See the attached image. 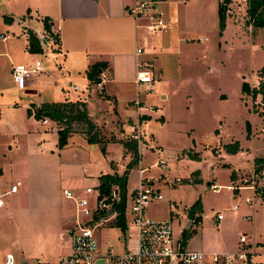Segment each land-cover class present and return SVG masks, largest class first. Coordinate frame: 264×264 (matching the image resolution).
Wrapping results in <instances>:
<instances>
[{
    "label": "rangeland",
    "instance_id": "rangeland-1",
    "mask_svg": "<svg viewBox=\"0 0 264 264\" xmlns=\"http://www.w3.org/2000/svg\"><path fill=\"white\" fill-rule=\"evenodd\" d=\"M143 1L150 4L153 2V6L165 12L166 16L167 4L174 2L169 5L170 10L171 6L172 10L178 6L180 19L184 5L193 11L202 1L209 13L218 3V0H138ZM188 2L190 7L186 6ZM206 22V28L196 30L189 36L190 44L182 43L196 49L182 51L185 58L192 56L190 64L195 69L194 73L199 75L202 72V78L207 79L210 85L219 77L212 70L213 64L225 67L222 72L225 81L233 70L238 71L241 78H257L264 69V28H260L252 37L240 27H231L224 39L221 38L218 24L213 25L209 18ZM138 24L141 26L138 28L139 35L151 36L152 42L159 39L155 37L156 32L146 29V21ZM163 41L160 40L158 53L150 58L155 71L161 69L160 78L156 81L162 83L159 88L151 91L154 97L149 103L159 107L161 112L151 114L152 118L146 128V136L150 141L145 140L139 164L129 170L126 188L127 185L137 186L141 165L148 169L144 177L152 178L154 187L163 196L161 201L149 205L146 216L156 220H170L174 241L182 240V231L188 230L191 236L186 241L187 250L220 252L236 251L240 247L252 254L254 264H264V201L254 199L252 191L248 189L235 190L237 185H233L230 178L232 170L238 168L242 171V178L250 180L253 158L264 157V117L260 116L264 110L260 109L254 117V142L247 145L249 153L232 158L223 149L224 146H219L220 150L215 153L216 140L211 124L192 111L190 114L187 108L189 105L184 93L192 76L186 66L188 61L178 66L176 55L169 57L164 54L170 51L165 49ZM219 44L226 46L225 51L217 55ZM204 46L208 48L206 57L200 55L206 48ZM35 59L43 63V71L27 79L25 90L12 89L14 87L7 83L6 89L10 93L0 96V196L5 203L14 205L11 209H7V206L0 209V262L5 254L10 253L15 257L16 264H36L37 260L44 264H58L70 252L69 244H64L58 236L60 230L66 232L70 226V217L64 219L63 226L59 217L60 208L70 202L64 198L62 191L66 187L70 189L69 184L75 182L82 190L94 187L96 182L90 174L95 171L96 161L102 164L99 171L113 175L123 172L130 162L128 155L123 156V142L128 140V135L116 130L110 125L111 121L108 122L110 129L106 132L108 126L104 127L101 122L100 129L103 128L101 131L106 140L105 144L97 145L96 151L88 149L80 133L71 134L67 144L59 149L55 124L48 120V126L41 125L42 120L37 121L33 116H28L27 109L44 103L75 102L84 97L79 93L77 96L72 81L61 77L58 72L60 60L54 54L52 56L45 51L36 54ZM17 66L33 68L34 60L13 68ZM207 66L208 75L203 71ZM26 90L37 93L26 94ZM82 91L86 92L84 88ZM98 96V91L94 89L91 96L85 98L86 108L92 115L99 111ZM163 96L166 99H162ZM256 102H260V99L256 98ZM106 107L108 113L104 116L105 122L109 111L111 115L119 111L110 101L103 105V110ZM3 116L4 120H1ZM245 123L241 127L239 123L230 122L224 136L244 137ZM160 160L165 161L166 166H154ZM177 178L181 181L174 184ZM17 182H20L18 193L10 194L8 191L11 185ZM247 198L250 203L245 201ZM197 201L198 208L190 215V209ZM125 207L128 212L130 205ZM234 207L237 209L234 210ZM219 216L222 219L217 221ZM127 227H130L129 222ZM130 232L126 229L122 232L114 223L107 222L94 231V236L101 252L111 250L120 253L128 248ZM241 236L247 239L243 246L239 244Z\"/></svg>",
    "mask_w": 264,
    "mask_h": 264
},
{
    "label": "crops",
    "instance_id": "crops-1",
    "mask_svg": "<svg viewBox=\"0 0 264 264\" xmlns=\"http://www.w3.org/2000/svg\"><path fill=\"white\" fill-rule=\"evenodd\" d=\"M135 2H138V0H0V40L2 41V46H0V96L3 97L10 93V91L6 89L7 83L10 87H14L12 89H18L12 78V69L14 66L28 64V62L31 63L33 60L34 62L36 61V55L28 52V32L32 31L37 34V36L39 34H44V22L47 20L49 31L59 38V53L54 56L60 60L58 72L61 77L68 79L70 82L72 81L71 84L77 96L79 93L84 97L78 100L80 102L84 101L85 104V98L90 97L94 89L98 91L99 100L97 99V101L99 103V111L96 115H92L87 110V114L98 128L102 144H105L104 141L106 139L102 133L103 130L101 131L103 128L100 129V127H102L101 122H103V126L106 127L108 126V122L111 121L110 125L116 130L121 131L124 135H128V125L135 122L137 119V111L134 104L137 93L142 100V106L145 108L141 112L140 121L143 124V131L147 138L146 128L148 122L152 118L151 114L154 112H161L159 107H154L149 103L154 97L151 91L159 88L162 83L161 81H156L160 78L161 69L155 71L154 63L150 58L152 55L158 53L161 46L160 40H164L162 42L163 46L166 45L165 49L170 51V53L165 52L164 54H168L167 56L169 57L176 55V64L178 66L188 61L186 66L189 67L192 76L185 87L186 91L184 93L186 96V103L189 105L187 108L190 109V114L192 111L195 115H198L199 118L209 121L211 124L216 140L215 153L220 150V148H218L219 146L234 142H238L240 150L234 155L230 154L232 158L244 153H249L250 149L247 145H251L254 142L255 126L253 121L256 113L259 112L255 103L256 98L260 99V96L257 95L254 97L251 94L253 90H257L258 88V77H251L247 80L244 77L241 78L238 71L233 70L231 75L226 78L227 81H225L222 75V72L225 71V67L213 64L212 70L213 72L215 71L216 75L219 77L216 78V82L211 84V86L208 84L207 79L202 78V72L199 75L194 73L195 69H193V65L190 64L192 63V56L185 58V55L182 54V51L188 52L190 49H195L188 44L182 43L190 44L191 38L189 36L196 30L206 28L207 18H209L213 25L218 24V9L223 0H218L214 10L210 9L209 13L202 1L193 11L186 9L184 5L181 19L178 6L173 10L171 6L170 10L169 5L174 4V2H169L167 4V16L165 12L163 13L160 11L163 13V20L167 25V29L163 30V33H161L162 31L156 33L155 37L159 39H155L153 42V38L150 39L151 36L139 35L138 33V28L141 27L138 23L145 20L144 18L135 20L130 15V8ZM186 6L190 7L191 5L188 2ZM176 10V15H174V11ZM225 11V29L222 32L221 38L226 39V35H228L227 30L231 27H240L250 33L252 37H254L260 29H253L252 24L248 22L247 0H229ZM5 18L6 20H4ZM180 20L182 22H180ZM188 24L191 25L188 26ZM33 26L35 27L33 28ZM186 36H188V38H185ZM232 39L234 38L232 37ZM225 46L226 44H224L223 47L219 44L217 55L221 54L220 51H225ZM137 49L141 50L140 54L136 53ZM173 50H176L174 51L175 53L172 52ZM207 50L208 48L206 47L204 51L200 52V55L203 54V56L206 57L208 54ZM198 58H201V56ZM98 62L106 64L104 70L106 80L102 88H97L86 78V72L89 67ZM139 64L148 65L154 72L155 75H152L154 80L153 86H138L136 84V72ZM203 71L207 72L206 74L208 75V66L205 67ZM243 83L249 86V93L242 92ZM28 84L31 83L29 82ZM83 88L86 92L82 91ZM25 93L36 94L37 92L26 90ZM162 99H166V97L163 96ZM107 101L113 102L119 111H116L115 115H111L109 111V115L105 122L104 116L107 115L108 108L106 107L105 110H103V105L105 106ZM15 107H17V104ZM89 114L92 116L90 117ZM260 116L264 117V112H261ZM162 118H164V116H162ZM112 119H116V121ZM1 120H4V116L1 117ZM51 122L55 124V129L58 130L59 126L55 122ZM230 122L233 124L239 123L241 127H243L245 122L248 123L250 126V136L247 138V133L243 131L241 132H243L244 137L236 138L234 135L228 137L224 136L230 126ZM222 123H224V125L221 126ZM49 124V121L45 124L41 123V125L44 126H48ZM107 129L106 132L109 131L110 126H108ZM73 133L82 134L81 136L83 141L87 144L88 149L90 151H96L97 145L100 143L93 145L89 144L82 129H76ZM145 140L147 142L150 141L148 138ZM127 155L131 160V154L123 147V156L126 157ZM251 158H253V156H251ZM257 158L258 157H254L252 160V170H254L253 161ZM101 165L100 161H96L94 163L95 171L90 174L96 182L94 186L99 185L100 176L106 174L113 175V173L99 171L102 168ZM139 168L146 169L141 167V165H139ZM164 169L166 170V168ZM123 172H119L118 175H122ZM232 172L234 173V178L231 179V183L241 186L239 190L248 189L251 192V189L248 188V184L244 183V179L246 180V178H242L244 176L240 175L242 171L237 168L232 170ZM145 173L146 171L144 174ZM149 179L152 184H154L153 179ZM69 185L70 189L75 193L82 194L84 191L82 187H78L77 182ZM136 187L127 185L126 190L130 193ZM65 189L69 188L66 187L64 190ZM252 196L254 199L262 201L255 195V192H252ZM6 206L7 209H11L14 205L13 203H5L4 207ZM73 207V203L70 201L69 204L63 205L62 208H60L59 217L62 226L64 224L63 222L69 217L70 221L72 217L70 213L73 212ZM65 233L66 232L60 230L58 236L61 237L64 244L68 245L69 243ZM20 264H24V262Z\"/></svg>",
    "mask_w": 264,
    "mask_h": 264
},
{
    "label": "built area",
    "instance_id": "built-area-1",
    "mask_svg": "<svg viewBox=\"0 0 264 264\" xmlns=\"http://www.w3.org/2000/svg\"><path fill=\"white\" fill-rule=\"evenodd\" d=\"M130 15L138 20L144 18L146 29L152 33L161 32L167 29L163 20V13L158 11L153 2H135L129 11ZM45 35V34H44ZM38 37L42 39L43 35ZM56 46L53 42L44 41L43 52L54 55ZM137 54L141 53L137 49ZM136 72V84L147 87L153 86V77L148 65L139 64ZM43 63L36 60L34 67L17 66L12 69V78L19 90H25L27 79L32 75L43 71ZM106 80V74L102 71L99 75V81L95 85L102 88ZM259 84L264 85V70L258 76ZM134 104L137 111V119L128 125V140L136 145L138 154V164L141 160L142 146L145 143V134L143 124L140 121V115L145 108L142 106V100L138 93ZM257 109L264 110V100L260 96V102H256ZM48 119H43L45 124ZM154 166L164 167L165 161L160 160ZM147 169L139 168L138 185L132 192H126L125 206L130 205V210H124L126 220V230H130L128 248L120 253H114L111 250L101 252L95 239L94 231L107 222L115 223L118 218V212L115 209V203L120 201V188L117 185L110 187L108 195L100 193L98 186L87 187L82 194L71 190H63L65 199L73 203V213L70 219L69 229L66 231L67 241L70 246L68 255L62 257L58 264H254L252 254L245 252L239 247L236 251L204 252L187 250L182 245V240L174 241L171 221L156 220L146 216V209L153 202L163 199L158 188H155L150 179L144 177ZM181 180L177 178L175 183ZM264 182V170L260 174H255L253 170L250 180H244L248 183V188L255 192L256 185ZM20 182L11 185L10 194L18 191ZM241 187L236 186L235 190ZM250 203V199L245 200ZM5 201L0 196V209L4 207ZM126 208V207H125ZM237 208L234 207V210ZM112 212V214L110 213ZM127 218H130L129 221ZM222 216L217 218L221 220ZM127 222L130 227H127ZM247 242L246 237L239 238V244L243 246ZM250 248V246H249ZM0 264H16L15 257L7 253ZM36 264H44L37 260Z\"/></svg>",
    "mask_w": 264,
    "mask_h": 264
},
{
    "label": "trees",
    "instance_id": "trees-1",
    "mask_svg": "<svg viewBox=\"0 0 264 264\" xmlns=\"http://www.w3.org/2000/svg\"><path fill=\"white\" fill-rule=\"evenodd\" d=\"M229 0H223V2L219 5L218 9V26L220 34L225 29V21H226V5H228ZM247 17L248 22L252 24L253 29L264 28V0H247ZM6 20V18L4 19ZM45 32L40 39L37 34L32 31L28 32V52L30 54L36 55L41 54L43 52V44L44 41L49 42L50 40L53 42V46H56L55 52L59 53V38L57 35L53 34L49 31V26L47 20L44 22ZM106 68V64L102 62L95 63L89 67L86 72L87 80L96 85L99 81V75ZM242 92L249 93V86L246 83L242 84ZM254 97L257 95L261 96L264 100V85L259 84L257 90H253L251 93ZM27 115L33 116L35 120H43L48 119L50 121L55 122L58 128V148L62 149L67 144V139L71 135V133L75 132L76 126L81 127L83 133L86 136V140L89 144H98L102 143V140L99 136L98 128L96 125L90 120L87 114L86 104L84 102L76 101V102H64V103H44L40 106L32 105L27 109ZM246 132L247 138L250 136V126L246 123ZM124 149L131 154V160L126 165L125 171L122 175H102L99 177V191L103 195H108L110 187L113 185H117L120 188V201L115 203V209L118 212V218L114 223L117 228H119L122 232L126 229L124 210H125V197H126V184L129 170L132 166L138 163V154L136 145L127 140L123 142ZM223 149L228 154H236L239 152V144L238 142H234L231 144L224 145ZM104 152V149H103ZM253 168L255 174H260L264 170V157L257 158L253 161ZM231 179L234 178V173H231ZM255 195L264 201V182L255 188ZM197 201L192 208L190 209V215H193L194 209L198 208ZM191 234L188 230L182 231V245L186 246V241L190 238Z\"/></svg>",
    "mask_w": 264,
    "mask_h": 264
},
{
    "label": "water",
    "instance_id": "water-1",
    "mask_svg": "<svg viewBox=\"0 0 264 264\" xmlns=\"http://www.w3.org/2000/svg\"><path fill=\"white\" fill-rule=\"evenodd\" d=\"M112 214V212H110Z\"/></svg>",
    "mask_w": 264,
    "mask_h": 264
}]
</instances>
